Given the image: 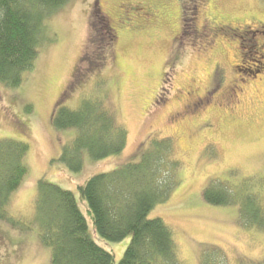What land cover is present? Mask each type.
Returning a JSON list of instances; mask_svg holds the SVG:
<instances>
[{"label": "rangeland", "instance_id": "374dc122", "mask_svg": "<svg viewBox=\"0 0 264 264\" xmlns=\"http://www.w3.org/2000/svg\"><path fill=\"white\" fill-rule=\"evenodd\" d=\"M177 1L69 0L45 21L51 39L40 47L23 83L14 89L0 83V140L29 147L27 175L7 207L15 226L0 222V264H49L50 250L40 243L33 223L41 179L74 194L91 238L118 264L130 236L120 242L101 238L78 186L136 160L147 141L165 137L172 139L181 169L169 198L148 218L172 230L181 264L264 262V232L241 227L236 206H213L201 196L216 182L231 192L257 191L264 204V108L258 112L251 104L252 86L260 79L264 83V57L252 52L255 63L242 66L258 71L256 77L237 73V53L231 51L236 38L222 33L217 47L206 46L208 41L194 33L199 15L189 11L191 6L181 14ZM95 2L112 30L106 45L95 42L98 37L90 31ZM145 5L155 12L142 19ZM212 6L225 19L252 16L264 22V0H213ZM260 87L254 101L264 96ZM192 95L202 103L194 107ZM98 96H104L125 128L126 147L101 160L83 156L81 168L74 169L75 161L60 157L70 152L76 131L55 129L52 116L58 106L76 109L82 99Z\"/></svg>", "mask_w": 264, "mask_h": 264}, {"label": "trees", "instance_id": "16d2710c", "mask_svg": "<svg viewBox=\"0 0 264 264\" xmlns=\"http://www.w3.org/2000/svg\"><path fill=\"white\" fill-rule=\"evenodd\" d=\"M68 2L0 0V83L5 87L14 89L23 83L25 74L33 69L40 47L51 39L46 36L45 21ZM89 26L98 37L95 42L106 45L112 40L109 19L96 2ZM52 125L57 130L76 131L70 155L65 150L66 154L60 157L75 161L74 169L81 168L83 156L101 160L120 155L126 147L127 132L104 96L82 99L76 109L58 106ZM147 142L136 160L92 176L78 186V193L101 238L120 242L130 236L118 264H181L172 230L162 220L148 218L150 211L165 202L175 188L181 162L175 157L171 138ZM28 149L23 141L0 140V222L11 228L15 224L7 207L11 194L27 175ZM201 196L213 206H236L241 227L264 232V204L257 191L242 188L231 192L226 186L211 182ZM33 223L40 243L50 250L49 264H114L113 254L91 238L72 192L39 180ZM201 264L209 263L203 260Z\"/></svg>", "mask_w": 264, "mask_h": 264}, {"label": "flooded vegetation", "instance_id": "af4514ba", "mask_svg": "<svg viewBox=\"0 0 264 264\" xmlns=\"http://www.w3.org/2000/svg\"><path fill=\"white\" fill-rule=\"evenodd\" d=\"M180 13L184 14L189 6L192 7L191 10L194 15H199L200 17V25L194 28L195 37H199L201 39H206L208 43L206 44L209 46L217 47L218 44L216 43V38L220 34L228 33L236 38L237 46H235L234 50H231L233 52L237 53L236 61L239 63L236 67V71L239 74L245 75V76H252L250 78L256 77L259 72L258 71H247L243 70L242 66L245 64L251 65L252 63H255V60L252 58V52L255 53H261L264 57V22L252 17L248 16L245 17L242 20H229L225 19L216 13H214L213 10V0H187V2H180L177 1ZM122 5L124 3H121ZM131 10L134 11H141L142 8H135L136 5H126ZM145 11L143 13L142 19H146L145 16H150L155 12L153 11L148 5H145L144 7ZM187 9V10H186ZM264 78V77H263ZM264 80V79H263ZM245 83V79L241 80ZM260 88L264 91V83L260 79V81H257L256 85L252 86L254 96L257 98V94H259ZM192 97L197 100L194 107L202 103V99L199 98L197 95H192ZM251 98V104H255V110L260 112L264 108V96L261 100H255L256 98ZM259 104V105H258Z\"/></svg>", "mask_w": 264, "mask_h": 264}]
</instances>
